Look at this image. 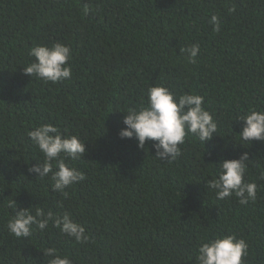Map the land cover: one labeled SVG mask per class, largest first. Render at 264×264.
Wrapping results in <instances>:
<instances>
[{
  "label": "trees",
  "instance_id": "trees-1",
  "mask_svg": "<svg viewBox=\"0 0 264 264\" xmlns=\"http://www.w3.org/2000/svg\"><path fill=\"white\" fill-rule=\"evenodd\" d=\"M56 42L72 50L71 79L25 75L29 49ZM193 44L195 64L180 52ZM156 85L201 95L218 136L204 147L187 138L171 163L154 158L152 141L139 150L121 140L124 114ZM250 108L264 110V0H0V264H47L51 247L72 264H197L198 245L219 234L247 241L244 264H264V142L237 136ZM41 124L85 142L82 159L69 161L84 180L66 198L29 172L43 156L27 133ZM244 153L257 199L217 200L204 180ZM38 207L71 213L90 242L53 227L9 233L16 210Z\"/></svg>",
  "mask_w": 264,
  "mask_h": 264
},
{
  "label": "clouds",
  "instance_id": "clouds-1",
  "mask_svg": "<svg viewBox=\"0 0 264 264\" xmlns=\"http://www.w3.org/2000/svg\"><path fill=\"white\" fill-rule=\"evenodd\" d=\"M84 13L89 12L87 5ZM209 23L213 31H221V21L212 15ZM186 54L189 63L195 64L200 52L198 44L180 49ZM32 62L23 67L25 75L41 80L44 83H62L71 79L70 60L72 50L61 42L51 45L37 44L29 49ZM144 100L137 108L127 110L123 125L118 135L121 140L135 139L137 148L145 150L146 142L152 141L155 150L154 158L171 163L182 156V145L186 139L194 136L204 147L213 136H218V123L204 107V98L194 92L176 95L168 87L156 85L148 87ZM243 122V128L237 135L240 143L252 141L264 142V110L250 108L236 118ZM32 144L42 153L43 161L37 162L29 169L38 180L50 179L51 191L67 197L65 191L84 180V174L69 161H78L85 154V142L78 135H68L52 124H41L27 133ZM251 161L247 153L238 159H225L215 164L217 171L213 178L204 180L207 191H212L217 200L223 201L233 196L240 205L257 199L256 182L245 180ZM259 178L264 180V170ZM53 227L62 235L73 238L75 242L87 244L90 236L86 228L72 218L71 213L56 214L49 210L36 208L35 214L30 209L15 211L7 223V230L17 238L27 239L34 229L44 231ZM48 257L47 264H72L67 255L61 256L55 247L43 252ZM248 256V243L234 234H219L205 238L196 249L197 264H244Z\"/></svg>",
  "mask_w": 264,
  "mask_h": 264
}]
</instances>
